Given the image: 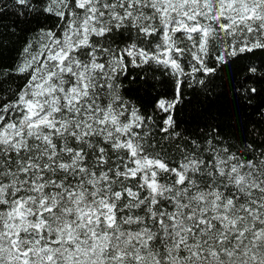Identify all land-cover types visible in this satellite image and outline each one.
Segmentation results:
<instances>
[{
    "label": "snow or ice",
    "instance_id": "1",
    "mask_svg": "<svg viewBox=\"0 0 264 264\" xmlns=\"http://www.w3.org/2000/svg\"><path fill=\"white\" fill-rule=\"evenodd\" d=\"M21 24L0 264H264V0H0Z\"/></svg>",
    "mask_w": 264,
    "mask_h": 264
},
{
    "label": "trees",
    "instance_id": "2",
    "mask_svg": "<svg viewBox=\"0 0 264 264\" xmlns=\"http://www.w3.org/2000/svg\"><path fill=\"white\" fill-rule=\"evenodd\" d=\"M13 20H15L14 16H9L7 20L4 21L5 24L11 25ZM28 26L26 25H19L16 33L14 35L12 34H6V35H0V41L6 46L5 50L3 51V57L2 59L3 63L7 65H11L13 63L14 58L16 57L17 50L22 46V43L25 40H31L32 35H30L27 31H22L21 29H25ZM32 27H35V25H32ZM4 29L0 28V33H3Z\"/></svg>",
    "mask_w": 264,
    "mask_h": 264
}]
</instances>
